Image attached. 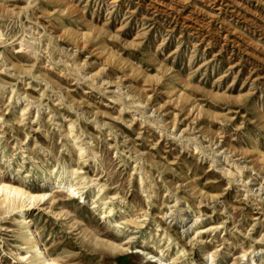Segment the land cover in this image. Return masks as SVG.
Masks as SVG:
<instances>
[{
    "label": "rangeland",
    "instance_id": "rangeland-1",
    "mask_svg": "<svg viewBox=\"0 0 264 264\" xmlns=\"http://www.w3.org/2000/svg\"><path fill=\"white\" fill-rule=\"evenodd\" d=\"M0 180V264H264V0H0Z\"/></svg>",
    "mask_w": 264,
    "mask_h": 264
},
{
    "label": "bare ground",
    "instance_id": "bare-ground-1",
    "mask_svg": "<svg viewBox=\"0 0 264 264\" xmlns=\"http://www.w3.org/2000/svg\"><path fill=\"white\" fill-rule=\"evenodd\" d=\"M56 181L63 182L64 179L61 178L59 180L57 179ZM2 190L5 191V192H7V193H13V192H15L18 195L24 196L27 200H29V203H30V201L32 199H37L39 197L42 198L44 196V194H45V193L32 194L26 188H24V187H22L20 185L11 184V183H8V182H6L4 180H0V191H2ZM11 202H13V201H11ZM8 208H10L11 210H13V209L16 208V205H14L12 203L11 206H9ZM32 237H33V239H35L34 234H32ZM36 246L37 247L34 248V250H33V254H34V256H33V263L34 262H38L40 260V258H41L40 253H42V247H41V245L38 242H37V245ZM41 262H43L42 264H54L55 263L54 260H52L50 258L45 259V260H43Z\"/></svg>",
    "mask_w": 264,
    "mask_h": 264
}]
</instances>
